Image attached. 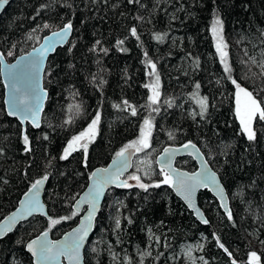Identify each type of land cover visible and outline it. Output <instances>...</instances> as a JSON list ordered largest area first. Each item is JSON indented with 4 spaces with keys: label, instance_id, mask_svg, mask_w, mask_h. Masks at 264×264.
I'll use <instances>...</instances> for the list:
<instances>
[{
    "label": "trees",
    "instance_id": "obj_1",
    "mask_svg": "<svg viewBox=\"0 0 264 264\" xmlns=\"http://www.w3.org/2000/svg\"><path fill=\"white\" fill-rule=\"evenodd\" d=\"M45 4L48 7L42 8ZM217 17L227 42L224 63L212 32ZM68 22L72 38L49 57L45 69L49 95L42 125L26 127L31 151H25L21 123L6 113L0 78V220L45 175L50 214L49 219L31 217L0 240V264H34L26 250L28 240L45 229L54 238L73 227L79 215L72 206L91 171L139 140L145 119L153 123L152 147L136 153L134 166L146 153L152 175L143 178L138 173L141 181L154 185L163 180L155 157L167 144L193 141L222 178L233 220L207 190L199 195L209 221L205 225L170 185L161 183L147 191L137 183L113 188L97 218L85 264H190L180 249L200 241L207 264H248L252 251L264 264V122L257 119L256 140L249 141L235 114L236 88L231 82L235 79L253 91L264 106V0H9L0 17V52L14 60ZM45 23L50 27L44 28ZM9 51L14 54L8 56ZM149 61L160 77L158 104H151V88L145 87L155 78ZM203 97L206 117L198 115L197 101ZM96 113V138L86 151L77 148L61 159L63 149ZM176 164L189 171L197 167L192 157L179 158ZM66 216L70 219H61ZM50 219L61 223L51 226ZM146 251L151 255L140 261L139 254Z\"/></svg>",
    "mask_w": 264,
    "mask_h": 264
},
{
    "label": "snow or ice",
    "instance_id": "obj_2",
    "mask_svg": "<svg viewBox=\"0 0 264 264\" xmlns=\"http://www.w3.org/2000/svg\"><path fill=\"white\" fill-rule=\"evenodd\" d=\"M139 3V0H129V3ZM9 3V0H0V10H2L5 5ZM42 8H47L48 5H42ZM39 15V12H37ZM44 28H49L50 25L45 23ZM73 29L71 22L63 25L59 31L52 32L51 37H48L45 44L37 49V55L32 56L29 54L28 58H21L17 63L6 65L5 74L8 78V88H9V99L7 101L9 105V116H18L21 123L27 120H31L35 127H40L39 124V114L42 108L43 100L46 98V93H42L40 88V74L42 71V66L44 60L50 50H54L58 44H62L65 38L70 34ZM213 36L217 40L216 49L217 52L221 54V62L224 63L225 58L228 53L225 51L227 48V42L223 37V22L217 17L212 25ZM131 34L136 36V29H131ZM264 35V33H262ZM138 38V37H137ZM157 40L162 39L161 36L156 37ZM118 43H123L119 41ZM99 44V41H97ZM14 47V46H13ZM106 51V49L104 50ZM14 53L9 51L8 56H12ZM147 53H145V56ZM5 54L0 52V64L5 63ZM152 68V75L155 76V81L151 85H145V87H150L152 89V95L149 97L151 104H158L159 100V88H160V77L156 73V64L149 61ZM198 66V62H197ZM264 67V65H262ZM225 71H231L230 68L225 65ZM231 79V77H229ZM232 84L235 85L236 93V109L235 114L239 119L240 125L242 126V131L246 134L249 141L256 140V130L254 128V123L257 119L264 122V106H262L261 100L253 94V91H249L247 88L242 87L235 79L231 80ZM196 88L199 89L200 85L197 83ZM200 105V112L198 115L201 117H206L208 104L207 98L203 97L197 101ZM127 105V101H124ZM151 106V105H149ZM173 105L169 103V107ZM153 111H158L154 108ZM133 116L137 114L136 109L133 107L131 110ZM195 118V117H194ZM100 116L97 114L95 119L92 121L89 129L86 133H81L78 136L72 138L68 143L67 147L64 149V154L61 159H67L72 151L75 150V146L82 140H91L97 134V125L99 123ZM143 127L140 130V138L137 141L126 145L120 151L116 153V159L113 160L114 169H100L91 174L92 184L89 187L87 193L81 203H87L90 206V210L87 216V222H82L78 229L67 234L63 241H51L48 239L49 232L45 231L37 239L32 240L27 244V249L36 258V264H59L61 257H67L72 264H81V248L84 244L85 238L88 235L89 228L91 227V221L95 212L97 211L98 202L103 195L105 188L109 184H116L117 187L129 188L126 181L119 179L120 175L131 166L130 156L125 153L129 152V149H134L135 152H141L152 147L151 145V131L153 128V123L151 119H145L143 121ZM170 138L172 134L169 133ZM23 143L26 148L25 151H31L29 146V139L27 135L23 136ZM85 148L87 145L84 144ZM185 148L195 147L191 145V142L184 145ZM2 152V149H0ZM165 155L157 161L160 164V173L163 175V180L160 183L154 185L144 184L140 181V176L132 175L130 178L138 182V187L148 190L149 187H160L161 183L165 185H170L174 187L177 192L188 202L189 207H193L192 198L195 195L198 188H212L216 194L219 196L221 201L225 199V191L223 186L219 182L215 172H211L207 167V162H204L203 169L198 173H193L189 175L188 173H181L177 169L172 167V159L174 157L175 150H164ZM139 171V169H137ZM147 175V173H145ZM48 179L45 175L43 179L36 180L31 185V192L26 194V199L20 202V208L17 212H14L7 220L5 224H0V238L12 230V225L20 219L27 218L33 215L34 212L40 211L42 205L39 200V190L43 185L44 181ZM45 215H47L45 213ZM75 215V213H73ZM197 215L201 216V213L197 210ZM228 219L233 220L232 213L228 210ZM62 220L70 219L66 216L61 218ZM61 219H50L51 226H55L61 223ZM202 222L207 225L209 221L202 218ZM119 225V221H117ZM159 239V238H157ZM217 240L218 247L223 249V251L229 256L232 253L228 250L223 243H220L219 237H215ZM264 243V241H262ZM144 255H151V253H145ZM190 255V253H189ZM203 260V257L200 258ZM207 264V261H204ZM231 264H236L235 260L231 261ZM248 264H260V257L255 251L250 252Z\"/></svg>",
    "mask_w": 264,
    "mask_h": 264
},
{
    "label": "water",
    "instance_id": "obj_3",
    "mask_svg": "<svg viewBox=\"0 0 264 264\" xmlns=\"http://www.w3.org/2000/svg\"><path fill=\"white\" fill-rule=\"evenodd\" d=\"M8 4L5 5V7L2 10H0V17L4 14V11H5L6 7L8 6ZM62 27L57 28V30H54V31H59ZM54 31H51V32L46 33L45 36L42 38V40L38 44H36L33 49H31V50H29L27 52H24L21 55H18L17 57L14 58V60L9 61V60L5 59V63L4 64H0V78H1V82L4 85V95H5L4 96V106L6 108L7 115H8V111H9V105L7 103L8 99H9V88L7 86L8 85V78H7L6 74H5L6 65L15 64L22 57L23 58H28L29 57V54H32V56H36L37 55V51L36 50L37 49H40L41 46L45 44L47 38L48 37H51L52 32H54ZM72 32H73V29L71 30L70 34L65 38V40H64V42L62 44H58L54 50H50L48 52V54H47V56H46V58L44 60V63H43V66H42V71H41V74H40V81H39V83H40V88H41L42 93H46L47 95H46V98L43 100L42 108H41V111H40V114H39V124H40V127L42 125V119H43L42 114H43V112H44V110L46 108V105L45 104H46V101H47L48 95H49L47 89L45 88V81H44V75H45V72H46L45 69H46L47 63H48V61L50 59L49 57L51 55H53L57 51L58 48L65 47V45H67L69 43V40L72 38V35H73ZM9 117H11V118H14L15 117L21 123V120H20V118L18 116H9ZM28 124L30 126H32L33 128H35V129H38L39 128V127H35L32 124L31 120L24 121L23 123H21L22 129H23V134L24 135H26V130H27L26 127H27ZM189 142H191V145H195V147L194 148L193 147L185 148L184 145L185 144H188ZM189 142L178 143V144H167L166 147L163 148L162 151L156 155V157H155L156 158V164L160 168V164L157 163V161L160 160V158L165 155L164 150L165 149H169V150H175V153L176 154L174 155V157L172 159V167L175 168V169H177L179 172H181V173H188L189 175H191L193 173H198V172H200L203 169V167L205 166L204 165V162L206 161L207 162L208 169L211 172H215L216 173L217 177L219 178V182L223 186L224 191H225V199H224V201H221L220 200L219 196L216 194V192L212 188H203V187H201V188H198L197 189L195 195L192 198V205H193V207H189L188 202L177 192V190L174 187L171 186V189L173 190V192H175V194L177 195V197L179 199H181L183 203L186 204V206L188 207V209L191 212H193V214L195 215V217L197 218V220L199 222L203 223L202 222V218L208 220L207 215L203 211V208L201 206V203H199V195H200V193L203 190H207V191H210L211 192V194L214 196V198H216L217 201L219 202L222 211L224 213H226V214L228 213V210L231 211V201H230L229 192L226 189V187H225V185L223 183V180L220 177L218 171L211 166V164L209 163L207 157L204 155L202 149H200L199 145H197L193 141H189ZM129 153H132L131 156H130L131 166L128 167L127 170H125L120 175V177H119L120 180L126 181V182H127V180H126L125 176L128 173L131 172V170H132V168L134 166L135 156H136V153L137 152H135L134 149H129V152L128 153H125V155L128 156ZM184 157H192L195 160V162L197 164V167H196L195 170L189 171V170H187L185 168H182L180 166L179 167L177 166V164H176L177 160H179V158H184ZM114 159H116V155L110 159V161H109L108 164H106V165H98L91 172L93 173V172H96L97 170H100V169H110V170L111 169H114V165H113V160ZM40 179H43V177H40ZM47 181H48V179L46 181H44L43 185L40 187V190H39V200H40L41 205L43 206L42 209L40 211L34 212L33 215L28 216L27 218L20 219L17 222H15L12 225V230L10 232H7V234L3 235V237L0 238V240H2L3 238H5L8 234L12 233L19 226V224L24 223L25 221L30 220V218L33 217V216H36V215L41 216L42 215V216L46 217L47 219L50 218L49 209L47 208V204H46V201H45V198H44V194H45V191H46V188H47V186H46L47 185ZM87 184H88L87 187L78 195V197L76 198V201L74 202V204L72 206L74 208L75 212H77L78 215H79V217H78L79 220L77 221V223L73 227H71L70 229H67L65 231V233L62 234L61 236L54 237V238L52 237L51 232L48 229H45V230H42V232H40L38 235L33 236L30 240H28L26 242V244H25L26 245V250L30 254V256L33 257V263L34 264H36V258L32 255L31 252L28 251V249H27V244L28 243H30L34 239H37L45 231H48L49 232V235H48V239L49 240H51V241H63L64 238H65V236L67 234L73 232L75 229H78L81 226V223L82 222H85V223L87 222V216H88V213H89V210H90V206L87 203H81V201L83 200V198L85 196V193L88 192L89 187L92 184L91 175H90V177L88 179V183ZM113 188H122V187H117L116 184H109V185L106 186L105 191H104L103 195L101 196V198H100V200L98 202L97 211L95 212V214L93 216V219L91 221V227L89 228L88 235L85 238L84 244H83V246L81 248V264H85V259H86L85 251H86V249H87V247L89 245L90 239L95 234V231H96L95 230V227H96V223L98 221L97 218H98L99 213H100V211L102 209L103 202H104V200H105V198L107 196L106 194L108 193V191H110V189H113ZM30 192H31V185L29 186V189L21 196L20 201H19L18 205L16 206V208H14L13 210H11V212H9L7 214V216H5L4 218H2L0 220V224H5L7 222V220H8V218L14 212H17L18 211V209L20 208V202L23 201V200H25L26 199V194H29ZM197 210L201 213V216H198L197 215ZM45 213L47 215H45ZM59 264H72V262L67 257H61L60 260H59Z\"/></svg>",
    "mask_w": 264,
    "mask_h": 264
},
{
    "label": "rangeland",
    "instance_id": "obj_4",
    "mask_svg": "<svg viewBox=\"0 0 264 264\" xmlns=\"http://www.w3.org/2000/svg\"><path fill=\"white\" fill-rule=\"evenodd\" d=\"M155 81V78H152V82L151 84H153ZM150 84V85H151ZM246 88V87H245ZM250 91V90H249ZM151 95H152V89H151ZM96 114H99V113H96ZM97 116V115H96ZM95 116V117H96ZM100 116V114H99ZM95 119V118H94ZM93 119V120H94ZM92 120V121H93ZM92 123V122H91ZM91 123L88 125V127L84 130L83 133H86L89 129V126L91 125ZM97 129H98V125H97ZM80 135V134H79ZM78 136V135H77ZM96 136V135H95ZM92 137L91 140L95 139L96 137ZM90 140V141H91ZM88 142L89 140L85 139V140H82L80 141V143H78L76 146H75V149L77 148H82L84 144L87 145L88 147ZM67 147V146H66ZM65 147V148H66ZM86 147V149H87ZM64 148V149H65ZM63 149V150H64ZM85 149V148H84ZM73 152V151H72ZM64 154V152H63ZM137 164L134 166L133 168V172H130L128 176H126V180H127V183L129 185H133V183H137L138 182L134 179H131L130 177L132 175H138V173L144 178V177H150L152 175V172L150 170V166H151V159L146 155V153H143L141 155H139L137 157ZM137 169H139V171H137ZM147 173V175L145 174ZM141 181V179H140ZM142 182V181H141ZM144 183V182H142ZM203 242L204 241H200V242H194V243H184L181 247V256L187 261L189 262L190 264H203L204 263V258L203 260H201L200 258L203 257L201 255V248L203 246ZM150 251H146L145 253H149ZM145 253H140L139 254V257H140V261H142L143 258H145L146 256L148 255H144ZM190 253V255H189ZM142 263V262H141Z\"/></svg>",
    "mask_w": 264,
    "mask_h": 264
}]
</instances>
